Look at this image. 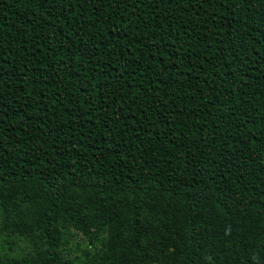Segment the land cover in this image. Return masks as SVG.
<instances>
[{"label": "trees", "instance_id": "trees-1", "mask_svg": "<svg viewBox=\"0 0 264 264\" xmlns=\"http://www.w3.org/2000/svg\"><path fill=\"white\" fill-rule=\"evenodd\" d=\"M0 264H264V0H0Z\"/></svg>", "mask_w": 264, "mask_h": 264}, {"label": "rangeland", "instance_id": "rangeland-1", "mask_svg": "<svg viewBox=\"0 0 264 264\" xmlns=\"http://www.w3.org/2000/svg\"><path fill=\"white\" fill-rule=\"evenodd\" d=\"M16 246V245H15ZM22 246H26V243H24L23 241H19V245L18 247L16 246L15 250H12L11 253L12 254H16L17 252H20V247ZM87 247V240L86 238L81 235L78 234L74 240L71 241L70 246H69V253L73 256L75 255H80L81 251Z\"/></svg>", "mask_w": 264, "mask_h": 264}]
</instances>
